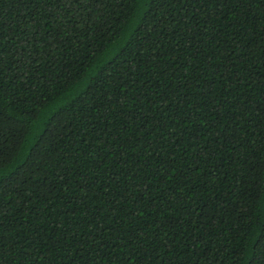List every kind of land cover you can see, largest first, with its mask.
Listing matches in <instances>:
<instances>
[{
    "label": "trees",
    "instance_id": "trees-1",
    "mask_svg": "<svg viewBox=\"0 0 264 264\" xmlns=\"http://www.w3.org/2000/svg\"><path fill=\"white\" fill-rule=\"evenodd\" d=\"M0 264H264V0H0Z\"/></svg>",
    "mask_w": 264,
    "mask_h": 264
}]
</instances>
